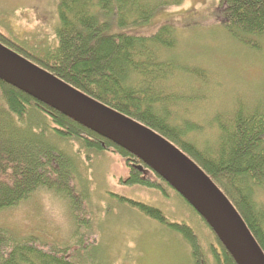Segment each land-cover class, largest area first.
<instances>
[{"label":"trees","instance_id":"1","mask_svg":"<svg viewBox=\"0 0 264 264\" xmlns=\"http://www.w3.org/2000/svg\"><path fill=\"white\" fill-rule=\"evenodd\" d=\"M165 4V0H59L54 50L40 55L1 31L0 43L175 145L224 193L264 252V206L258 200L264 197V93L249 104L237 101L229 110L205 119L206 140L193 142L191 137L202 134V128L173 115L177 109H195L193 104L202 99L190 89L184 91L190 81L173 86L168 81L184 75L203 83V73L162 56L176 46L173 25L150 33L140 29L153 10ZM219 5L217 18L228 35L258 50L264 37V0H219ZM203 112L200 109L198 114L205 116ZM65 140L76 142L88 159V152L117 154L129 169L121 184L158 189L164 195L165 188L171 189L212 233L213 264H236L203 218L137 157L1 80L0 211L41 190L81 207L80 200L88 195L85 185V193L80 190L82 157L74 148L66 149ZM120 199L178 233L189 245L194 264H203L205 250L189 225L170 221L153 205ZM72 250L66 243L48 247L34 235L17 238L0 227V264H87L78 249Z\"/></svg>","mask_w":264,"mask_h":264},{"label":"rangeland","instance_id":"2","mask_svg":"<svg viewBox=\"0 0 264 264\" xmlns=\"http://www.w3.org/2000/svg\"><path fill=\"white\" fill-rule=\"evenodd\" d=\"M165 2L140 29L150 33L162 25H173L176 46L162 56L203 73V83L184 75L168 81L172 86L190 81L184 91L190 89L195 98L202 99L193 104L195 109L188 106L173 115L202 128V134L191 137L201 144L207 135L205 119L229 110L237 101L249 104L263 97L264 37L259 39L258 50L232 39L217 18L219 0ZM58 5L59 0H0V31L40 55L46 49L54 50ZM200 109L205 116L198 114ZM65 142L66 149L72 147L82 157L80 190L85 193V185L88 195L80 200L81 209L60 194L41 190L20 205L0 211V227L17 238L34 235L48 247L66 243L71 253L78 249L87 264H194L189 245L178 233L120 199L125 197L159 208L170 221L189 225L207 250L203 264H213L209 253L214 244L212 233L171 189L165 188L164 195L158 189L121 184L120 178L125 179L129 169L117 154L88 152V159L76 142ZM258 200L264 206V197Z\"/></svg>","mask_w":264,"mask_h":264},{"label":"water","instance_id":"3","mask_svg":"<svg viewBox=\"0 0 264 264\" xmlns=\"http://www.w3.org/2000/svg\"><path fill=\"white\" fill-rule=\"evenodd\" d=\"M0 80L137 157L203 218L236 264H264V252L232 203L200 167L163 136L89 97L2 43Z\"/></svg>","mask_w":264,"mask_h":264}]
</instances>
